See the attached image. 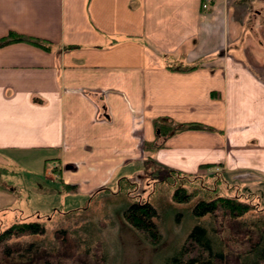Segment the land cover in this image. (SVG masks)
I'll return each mask as SVG.
<instances>
[{"label": "crops", "instance_id": "crops-1", "mask_svg": "<svg viewBox=\"0 0 264 264\" xmlns=\"http://www.w3.org/2000/svg\"><path fill=\"white\" fill-rule=\"evenodd\" d=\"M204 2L0 0V38L50 45L0 47V166L44 159L78 201L168 169L264 174V0Z\"/></svg>", "mask_w": 264, "mask_h": 264}, {"label": "rangeland", "instance_id": "rangeland-1", "mask_svg": "<svg viewBox=\"0 0 264 264\" xmlns=\"http://www.w3.org/2000/svg\"><path fill=\"white\" fill-rule=\"evenodd\" d=\"M45 162L44 159L38 161V159L33 158L20 159L17 157L14 159L9 157L8 163L0 166V188L12 192V196L9 198L11 205L5 211V215L0 216V227L3 225L1 222L8 224L19 220L22 216L34 219L37 213L44 216L52 212L53 209H60L64 212L71 211L68 215L56 214L51 220L46 219V217L42 218L48 233L47 236H44L48 241H51L52 245L39 255L35 253L34 257L36 258L38 256L49 258L53 255L54 259L63 264L76 262L88 264H156V255L159 252H168L170 246L173 247L172 250L178 248L195 225V221L190 215V209L202 197V194L194 195L187 204H178L172 199L174 187L162 185L153 192V183L157 179H153L150 175L135 178L139 187L138 191H134L133 194L139 193L141 199H149L158 212L156 222L164 239L159 246L153 247L142 241L122 217V210L131 202V197L96 194L89 202L88 208L82 210L88 201V197L86 200L78 201L77 198L75 200L72 196H67L66 192H62L60 183L58 181L53 182L44 174ZM242 172L224 171L222 173L220 168H207L202 173L194 175L203 176L205 181L212 184L214 180L209 177L220 173L219 175L227 185L238 186L237 188L242 193H255L264 204V174L257 172L260 177L251 180L250 175L243 176L241 179L236 178ZM196 183L200 185L199 182ZM197 187L184 185V190L193 193ZM219 189V193L222 195H226L228 192L223 185ZM233 190L228 194H233ZM65 197L67 198L65 199ZM87 222H90V225L83 224ZM93 225L95 227L91 228L90 226ZM60 229L67 231L61 233L58 231ZM85 230L88 233H94L93 238H90L84 232ZM53 234H55L54 237ZM223 235L229 237L227 227ZM240 237L241 233L230 238L231 244L238 247L239 244L235 243L239 242ZM90 239H92L91 242ZM31 240L38 241L40 237L20 238L18 241L20 244L8 242L7 246L14 247L16 250L23 249ZM87 240L90 243H87ZM103 247L108 257L107 262H105L106 256L103 253ZM109 258L111 259L109 260ZM228 260L230 264H235L233 256H228ZM1 261L5 264L11 263L13 259L1 257Z\"/></svg>", "mask_w": 264, "mask_h": 264}, {"label": "trees", "instance_id": "trees-1", "mask_svg": "<svg viewBox=\"0 0 264 264\" xmlns=\"http://www.w3.org/2000/svg\"><path fill=\"white\" fill-rule=\"evenodd\" d=\"M13 42H25L45 50L50 49L47 41L14 32H10L7 36L0 38V47ZM183 70L185 69L183 68ZM161 121L162 119H157L155 125L161 134H166L170 127L163 126ZM175 128L176 130L202 129L203 125L200 123H184ZM201 167L207 168L209 165H201ZM209 178L214 180L212 184L205 181L203 176L185 174L168 169L153 183V192L162 185L174 187L172 199L178 204H187L193 199L194 195L202 194V197L190 209V215L195 221V225L186 235L185 240L174 250L170 246L168 247V252H159L156 255L155 263L230 264L228 256H233L235 264H264V204L255 193H242L237 188L238 186L233 185L231 187L227 185L219 174ZM196 182H199L200 185H197ZM184 185L198 187L194 190L195 193H188L184 190ZM221 185L227 189L226 195L219 193ZM138 187L139 183L136 179L123 178L119 181L116 190L103 187L93 192L88 197V201L82 210L88 208L89 202H91L96 194L103 193L107 196L127 195L132 199L122 210L123 219L142 241L153 247H157L164 239L156 222L158 212L149 199L143 200L139 193L133 194L134 191H138ZM64 188V190L73 192L75 187L73 185H66ZM232 190L234 193L228 194ZM69 212L53 209L52 212L44 216L37 213L34 219L22 216L19 220L8 224L1 222L3 225L0 227V264H4L1 261V257L3 259H13L11 263L5 264H16L18 262H22L21 264H63L54 259L53 255L49 258L42 256L36 258L34 254L37 253L39 255L43 250H47L52 245L51 241H48L45 237L48 233L42 218L46 217V219L51 220L56 214L68 215L70 214ZM83 224L90 225V222ZM225 226L227 227L229 237L223 235V232L226 230ZM90 227L93 228L95 226ZM58 231L65 233L67 230L60 229ZM84 232L90 238H93L92 235L94 233H88L86 230ZM239 233H241V237L239 242L235 243L239 244V246L235 247L231 244L230 238ZM31 236H38L40 240L28 241L26 248L18 250L7 246L8 242L17 244L20 238H30ZM54 236L55 234H53ZM91 241L92 239H90ZM90 242L87 240V243ZM104 247L103 253L106 256L105 262H107L108 257L105 254ZM74 264L88 263L76 262Z\"/></svg>", "mask_w": 264, "mask_h": 264}, {"label": "built area", "instance_id": "built-area-1", "mask_svg": "<svg viewBox=\"0 0 264 264\" xmlns=\"http://www.w3.org/2000/svg\"><path fill=\"white\" fill-rule=\"evenodd\" d=\"M208 3H209V0H205V2L203 3L202 7L204 9H206L208 7Z\"/></svg>", "mask_w": 264, "mask_h": 264}]
</instances>
